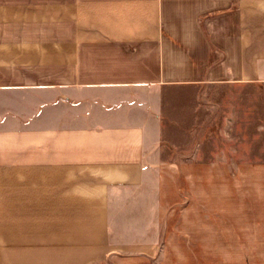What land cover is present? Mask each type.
Segmentation results:
<instances>
[{
    "label": "crops",
    "instance_id": "0c3cea01",
    "mask_svg": "<svg viewBox=\"0 0 264 264\" xmlns=\"http://www.w3.org/2000/svg\"><path fill=\"white\" fill-rule=\"evenodd\" d=\"M258 82L264 0H0V264L153 250L124 239L143 236L160 175L186 172L167 112L208 109L173 96ZM232 156L233 173L264 172L255 151ZM256 217L233 224L247 264H264Z\"/></svg>",
    "mask_w": 264,
    "mask_h": 264
},
{
    "label": "rangeland",
    "instance_id": "374dc122",
    "mask_svg": "<svg viewBox=\"0 0 264 264\" xmlns=\"http://www.w3.org/2000/svg\"><path fill=\"white\" fill-rule=\"evenodd\" d=\"M222 85L173 96L183 103L201 100L208 109L195 119L188 106L167 112L174 116L168 119L176 138L170 145L186 172L160 175L137 224L143 236L124 239L155 246L145 253L112 255L102 264H247L249 255L258 257L246 252L247 238L244 245L237 243L233 224L264 214V172L233 173L232 154L255 151L256 164L264 162V83H243L234 90Z\"/></svg>",
    "mask_w": 264,
    "mask_h": 264
}]
</instances>
